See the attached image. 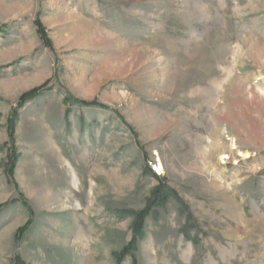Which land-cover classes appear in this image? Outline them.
<instances>
[{
    "label": "rangeland",
    "instance_id": "obj_1",
    "mask_svg": "<svg viewBox=\"0 0 264 264\" xmlns=\"http://www.w3.org/2000/svg\"><path fill=\"white\" fill-rule=\"evenodd\" d=\"M0 264H264V0H0Z\"/></svg>",
    "mask_w": 264,
    "mask_h": 264
},
{
    "label": "bare ground",
    "instance_id": "obj_2",
    "mask_svg": "<svg viewBox=\"0 0 264 264\" xmlns=\"http://www.w3.org/2000/svg\"><path fill=\"white\" fill-rule=\"evenodd\" d=\"M233 146H234V144H233ZM242 156H244L245 158H247L248 156H249V154H242ZM159 168H158V170H160V172L163 170V165H162V163H161V160H159Z\"/></svg>",
    "mask_w": 264,
    "mask_h": 264
},
{
    "label": "built area",
    "instance_id": "obj_3",
    "mask_svg": "<svg viewBox=\"0 0 264 264\" xmlns=\"http://www.w3.org/2000/svg\"><path fill=\"white\" fill-rule=\"evenodd\" d=\"M153 171L156 172L158 175H161V173L159 172L157 166H154V167H153Z\"/></svg>",
    "mask_w": 264,
    "mask_h": 264
}]
</instances>
